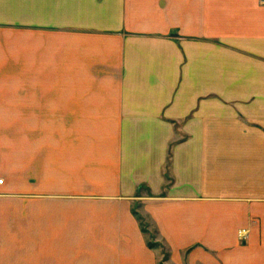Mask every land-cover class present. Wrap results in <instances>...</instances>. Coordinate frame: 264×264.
Listing matches in <instances>:
<instances>
[{
	"label": "crops",
	"instance_id": "0c3cea01",
	"mask_svg": "<svg viewBox=\"0 0 264 264\" xmlns=\"http://www.w3.org/2000/svg\"><path fill=\"white\" fill-rule=\"evenodd\" d=\"M0 264H264V4L0 0Z\"/></svg>",
	"mask_w": 264,
	"mask_h": 264
},
{
	"label": "rangeland",
	"instance_id": "374dc122",
	"mask_svg": "<svg viewBox=\"0 0 264 264\" xmlns=\"http://www.w3.org/2000/svg\"><path fill=\"white\" fill-rule=\"evenodd\" d=\"M248 2H257V3H261V4H264V0H246Z\"/></svg>",
	"mask_w": 264,
	"mask_h": 264
},
{
	"label": "built area",
	"instance_id": "2783aa9c",
	"mask_svg": "<svg viewBox=\"0 0 264 264\" xmlns=\"http://www.w3.org/2000/svg\"><path fill=\"white\" fill-rule=\"evenodd\" d=\"M3 184H4V180L0 178V186H2Z\"/></svg>",
	"mask_w": 264,
	"mask_h": 264
}]
</instances>
